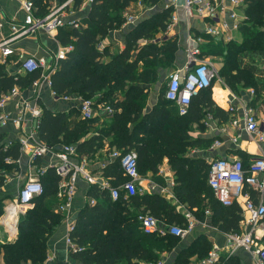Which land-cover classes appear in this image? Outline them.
<instances>
[{
    "label": "trees",
    "instance_id": "16d2710c",
    "mask_svg": "<svg viewBox=\"0 0 264 264\" xmlns=\"http://www.w3.org/2000/svg\"><path fill=\"white\" fill-rule=\"evenodd\" d=\"M31 1L42 11L45 8L43 0ZM134 1L138 0H95L89 14L81 21L84 26L61 27L56 36L63 46L72 45V49L59 59L50 77L51 88L57 96L78 94L91 98L98 91H103L100 101H106L117 110L121 108V111L91 132L92 126L84 118L70 127L69 118L76 112L74 108L56 112L44 107L37 127L38 135L43 142L56 148L61 144H75L79 156L93 155L103 139L112 135L111 147L137 150L138 168L144 174L148 170L155 171L162 157L168 155L179 168H190L191 173L178 170L182 183L180 188L186 192V199L198 206L203 199L202 193H207L217 221H220L219 227L227 232L238 231L240 208L237 204L225 206L215 198L208 184L210 165L203 159L196 160V164L195 160L182 155L188 145L207 147L212 143V139L209 142L204 138L191 139L189 122L199 121L205 112L228 119L229 111L215 102L211 88L202 89L193 96L186 114H179L176 103L166 98L165 89L152 109L144 112L148 83L156 81L152 70L159 62L173 59L171 55L176 50V42L167 47L150 43L138 52L135 51L136 43L141 37L152 36L159 27L165 29L173 8L168 7L141 21L128 33L125 48L118 54H110V61H102L108 54L107 44L102 38L122 25L125 20L122 11ZM140 1L155 5L160 0ZM244 2L245 18L239 26L242 42L211 40L204 46V51L223 56L220 75L231 89L238 91L237 86L242 83L252 87L259 98L261 93L264 94V68L257 64L258 60H264V0ZM100 42L104 43L102 49L98 47ZM161 52L166 53L158 60ZM140 60H143V67L139 71ZM40 76V70L25 75L11 74L7 72L5 63L0 61V96L16 85L25 89ZM116 91L122 93V99L112 98ZM20 155L19 141L5 146L0 139V186L5 182L2 171L18 169ZM103 173L118 182L124 179L118 160L105 165ZM41 179L44 191L34 198L35 206L20 218L19 236L13 242L0 244V253L6 264H28V261L30 264H42L47 257L48 239L62 221L63 214L56 210L59 203L55 196L59 176L51 168ZM89 195L96 198V203L86 204L77 216L72 238L81 249L70 251L73 259L83 264H137L139 260L156 261L163 251L177 244L178 237L150 235L140 229L137 214L149 209L161 220L181 224V215L174 212L161 196L135 193L125 197L122 193L117 200H112L108 191L97 185H91ZM142 206L146 209H141ZM2 213L3 201L0 200V215ZM208 246L204 240L182 250L175 264H189V256L195 248L203 250L205 257L210 250Z\"/></svg>",
    "mask_w": 264,
    "mask_h": 264
},
{
    "label": "crops",
    "instance_id": "0c3cea01",
    "mask_svg": "<svg viewBox=\"0 0 264 264\" xmlns=\"http://www.w3.org/2000/svg\"><path fill=\"white\" fill-rule=\"evenodd\" d=\"M25 1L27 0H0V41L15 34L13 31L14 25L18 28V25H21L24 22L26 16V10L24 8ZM55 1L56 0H43V4L45 5L43 11L33 3L34 16L42 17L48 14L51 3ZM181 2L182 0H178V3ZM224 2L229 5L228 8L220 13V20L223 18L228 19L229 9L232 8V5L229 3L230 0H224ZM161 3L162 6L154 11L151 10V8H147V10L141 8L142 5L140 0L132 2L129 6L123 9L122 15L125 21L120 27L110 30L109 33L102 38L104 39L103 42L107 44L108 51V54L103 56L102 61L108 62L112 59V55L110 54L114 55L121 52L126 46L128 33L141 21L168 8L166 7V4L171 3V0H161ZM244 3L245 2L243 0V4ZM134 7L140 9L141 12L144 11V13H142L141 16L138 14L134 15ZM170 7L173 8V13L175 7ZM90 8L91 4L86 0H81L79 3L74 2L63 12L62 18L65 20V25L63 26H72L69 23L71 20H78L81 22L82 19L89 14ZM236 11L241 17H245L244 6L236 8ZM126 14L134 15L133 20L135 21H130ZM178 14L180 17L179 22L169 25L170 15L166 21L167 27L165 29L159 27L154 31L152 36L141 37L136 43L137 50L135 51L138 52L140 48L147 46L150 43H154L157 46L167 47L168 44L171 46L172 42H176V50L171 55L173 59L171 61H166L165 63L159 62L158 65L153 68L154 70H152V72H155L156 74V80L162 79L165 83L168 81V73L171 70L181 68L186 63V50L188 44L193 43L192 39H196L198 41V46L200 47L203 56L214 61L216 65L218 63L221 64V68L224 64L223 56L213 54L212 52L206 53V51H204V46L211 43V40H213V42L220 40L223 43L230 40L237 42H242L243 40V35L239 28L234 29L231 27L228 28L224 34L211 35L205 32L204 28L206 25L211 23L217 24V20H213L209 17H194L189 20L182 8L178 9ZM81 23L82 26L85 25L83 22ZM59 29L56 31H49L46 28L39 27L31 33L20 35L18 38L14 39L11 43L15 52L6 58L2 57L0 53V61L3 62L4 60L7 72L11 74L25 75L26 72L20 70L19 68L21 59L26 56L45 58L48 64H53L56 61L59 62L60 52L65 47L56 36ZM165 53L161 52L157 59L159 60V57ZM142 67L143 60H140L138 70L140 71ZM38 79H40V81L37 86L31 83L25 89L20 88L19 95L11 98L4 107V110L12 114V116H17L20 114L22 101L28 100L31 101L32 105H35L41 110L44 107H47L48 109L59 112L68 111L74 108L76 112L72 113L69 118L70 127L74 126L80 119H82L79 113V103L77 99L79 96L78 94L70 95L68 99L63 98V96H55L51 85L42 79L41 76ZM237 87L238 91L231 89L221 75L219 79L213 81L212 86L210 87L212 91V98L219 106L229 111L228 119L224 120L218 116H214L210 112H205L199 121L189 122L188 133L191 139L204 138L207 142L212 139V143L207 147H201L198 144L188 145L187 150L182 154L183 157L189 160H195V162L196 160L203 159L207 165H210V162L216 156H226L228 158L238 157L244 160L246 164L252 158L264 152V140L259 142L255 135L246 132L241 118L242 103L243 101H247L257 111L258 121H260L261 124V130H264V94L261 93V96L257 98L256 93H251V91L254 90L252 87L243 86L242 83L238 84ZM159 95L157 97L154 96L152 83H148V102L147 105H145L144 112H148L152 109V107L157 103ZM103 96V91H98L94 97H91V99L100 101ZM112 98L120 100L123 98V95L120 91H116L113 93ZM231 106L234 107L233 110L230 109ZM117 111L120 112L121 108ZM24 118L25 119L23 120L21 127L16 126L12 121H9L5 125L0 124V139L2 143H5V146L12 145L13 142L19 141V138L24 133L27 135L32 134L33 142H43L37 131L41 117H33L29 112H27L24 115ZM234 119L241 120V124L238 128L232 124ZM109 120L110 118H105V114L99 111L93 119L89 120V124L92 126L91 132L102 127L105 124L104 122ZM235 136L238 137L236 141H234ZM111 139L112 135L104 138L102 145L93 155L79 156L78 154L80 158H86L88 167L95 174H100L103 172L105 165L113 162L110 152L116 146H110ZM216 141H219L220 144L214 145ZM24 155L26 154L21 152L19 157L20 162L18 161V169H14L12 171H2L5 174V182L2 186H0V200L3 201V210L4 206L13 201L16 197L21 175L23 178V173L26 171V158L24 164L22 161ZM55 160V156L48 154L40 158L37 161V164L41 166H49L50 163ZM196 164H198V162H196ZM178 170L185 171L186 173L190 172L189 167L184 166L183 168H179L177 164L172 163L171 158L168 155H164L158 163L156 170H148L145 174L141 173V178L139 180V187L141 188L140 195L157 194L161 196L166 200L168 206H170L174 212L181 215V223H187L189 221H193L195 223V226L189 234L179 238L176 245L161 253L160 258H163L164 264H175L182 250L204 240L206 244L209 245L208 247L210 250L215 245L220 247L221 264H260L257 255L245 250L244 248H238L233 254L228 255L225 236V232L227 231H224L219 227L218 222L220 221H217V215L214 214V208L211 204L210 196L203 192L201 195V198H203L201 203L198 206L192 205V203L186 199V192L184 193V191L180 188L182 183L178 176ZM91 185L92 184H88L83 179L78 181L77 192L73 197L68 210L70 212V219L73 220L74 223H76L80 210L86 204L92 205L89 202L91 197L89 195ZM55 196L56 202L58 199V203H60L56 193ZM236 204L240 208L242 218V206L240 202ZM58 205L59 204L56 206V210L60 211L58 210ZM34 206L35 203H31L21 208V211L16 216L18 223L20 218ZM130 207L134 208L132 205H130ZM142 208H145V206H142L141 209ZM60 212L63 214L62 221L60 225L55 228L48 239L47 257L42 264H83L82 262L73 259L70 255L72 248H70V245L67 242L69 228V223L66 218L67 212ZM187 214H189V216H187ZM240 223L241 219L239 222V229ZM18 236L19 228L15 231H10L8 227L3 225L0 221V244L13 242ZM203 253V250L201 251L199 248H195L189 256V264H197V262L203 258ZM0 264H6L2 252L0 253ZM28 264H30V261H28Z\"/></svg>",
    "mask_w": 264,
    "mask_h": 264
},
{
    "label": "built area",
    "instance_id": "2783aa9c",
    "mask_svg": "<svg viewBox=\"0 0 264 264\" xmlns=\"http://www.w3.org/2000/svg\"><path fill=\"white\" fill-rule=\"evenodd\" d=\"M92 4L95 0H86ZM75 0H56L51 3L49 12L45 16L35 17L33 13V2L27 0L24 2L26 10L25 20L21 25L13 26V34L9 38L0 41L1 56L6 58L12 55L15 50L12 41L20 35H25L35 31L39 27L46 28L49 31L58 30L65 25L62 18L63 12L71 6ZM232 8L229 9L228 19L220 20V13L228 8L224 0H171L166 7L174 6V11L169 19V25L179 22L178 9L182 8L187 19L194 17H209L217 20V24L211 23L206 25L205 32L211 35L224 34L228 28L238 29L245 17H241L236 8L244 6L243 0H230ZM130 21L134 15L126 14ZM230 20V21H229ZM69 23L73 27L81 28L82 23L78 20H71ZM264 29V27H263ZM230 37V36H228ZM192 39V38H191ZM193 43H189L186 50V63L181 68H176L168 73V81L165 88V96L167 99L176 103L179 114H186L189 110L191 100L194 95L202 89L212 86L214 80L220 78V69L211 59L202 55V51L198 46V41L192 39ZM99 48H104V43L100 42ZM72 49V45L65 46L60 52V57H64L68 51ZM4 62V60H3ZM58 62L48 64L45 58L36 56H26L21 59L20 70L28 73L36 70L41 71V78L51 85V73L56 69ZM40 79L32 82L37 86ZM19 86H14L8 92L2 93L0 96V124H7L9 121L21 127L24 115L29 112L31 116L40 118L42 110L31 101L23 100L21 104L20 114L12 116L4 110V107L11 98L19 95ZM254 94V90L251 91ZM53 94L55 92L53 91ZM70 95H64L63 98L68 99ZM79 113L82 118L91 120L99 111L105 114V118H112L117 109L106 101H97L91 98L78 96ZM231 110L234 107H230ZM241 118L243 120L246 132L257 137L258 141L264 140V130H261L260 121H258L257 111L247 101H243L241 106ZM233 126L238 128L241 124L240 119L232 121ZM32 134L24 133L19 138L20 150L26 154V171L21 175L18 185L16 197L10 203L4 206L0 221L6 225L10 231L18 229V221L16 216L23 206L34 203V198L41 195L44 191L42 175L46 174L50 168H53L59 176L57 185V198H59L58 210L66 211L68 220L67 242L72 249H81V247L72 238L75 230V223L70 219L69 206L73 197L77 192V185L80 179L85 180L88 184L97 185L108 191L112 200H117L122 193L125 197L139 193V180L141 173L138 168V152L135 148L126 149L113 148L110 152L112 161L118 160L124 179L117 181L116 178L106 176L103 172L95 174L88 167L86 158L78 156L75 144H62L56 148L46 144L45 142H33ZM234 137V141L237 140ZM220 144L216 141L214 145ZM213 145V146H214ZM56 157V160L49 166H41L37 161L48 155ZM9 160V158H7ZM20 162V159H18ZM208 184L211 187L215 198L225 206H231L240 202L243 212L238 231L225 232L226 249L228 255L233 254L236 249L244 248L245 250L257 255L260 264H264V152L252 158L248 163L238 157L228 158L226 156H216L210 162L208 175ZM90 204H95L96 199L90 197ZM189 216V214H187ZM137 220L140 229L150 235L168 236L172 235L182 238L189 234L195 223L189 221L187 223H174L153 215L149 210H141L137 214ZM122 264V263H120ZM137 264H164L163 258L156 261L139 260ZM197 264H221V249L218 245L208 252V254L200 259Z\"/></svg>",
    "mask_w": 264,
    "mask_h": 264
},
{
    "label": "rangeland",
    "instance_id": "374dc122",
    "mask_svg": "<svg viewBox=\"0 0 264 264\" xmlns=\"http://www.w3.org/2000/svg\"><path fill=\"white\" fill-rule=\"evenodd\" d=\"M162 3H161V0L157 3V4H155V5H149V4H145V3H143L142 1H141V5H142V7L141 8H143V9H146L147 10V8H151V10H157L158 8H160L162 5H161ZM135 8V7H134ZM139 10V11H138ZM141 11H140V9H138V8H135V10L133 11V14L134 15H136V14H138L139 16H141L142 15V13H144V11H142L141 13H140ZM149 13H151V12H149ZM121 15H122V13H121ZM122 17H123V15H122ZM124 18V17H123ZM125 21V20H124ZM257 64L259 65V66H261V67H263L264 68V60H258L257 61ZM217 67H218V69H220L221 68V64H217ZM156 83H152V91L154 92V96L155 97H157L159 94H160V92L163 90L164 91V89L166 88V83H165V81L163 82L162 81V79H160V80H156L155 81ZM160 96V95H159ZM151 97V96H150ZM147 102H148V100H146V105H147ZM25 158H26V155H24L23 156V159H22V161H23V164H24V161H25Z\"/></svg>",
    "mask_w": 264,
    "mask_h": 264
}]
</instances>
